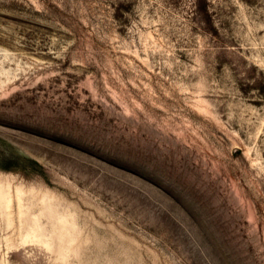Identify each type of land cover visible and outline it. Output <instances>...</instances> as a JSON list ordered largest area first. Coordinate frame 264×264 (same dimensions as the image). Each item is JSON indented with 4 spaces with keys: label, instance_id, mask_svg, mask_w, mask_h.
Instances as JSON below:
<instances>
[{
    "label": "rangeland",
    "instance_id": "rangeland-1",
    "mask_svg": "<svg viewBox=\"0 0 264 264\" xmlns=\"http://www.w3.org/2000/svg\"><path fill=\"white\" fill-rule=\"evenodd\" d=\"M0 264H264V0H0Z\"/></svg>",
    "mask_w": 264,
    "mask_h": 264
}]
</instances>
